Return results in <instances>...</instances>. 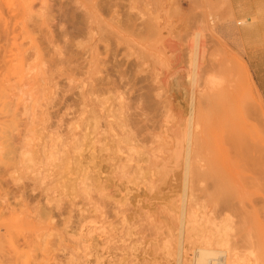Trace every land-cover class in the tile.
<instances>
[{
    "label": "rangeland",
    "instance_id": "1",
    "mask_svg": "<svg viewBox=\"0 0 264 264\" xmlns=\"http://www.w3.org/2000/svg\"><path fill=\"white\" fill-rule=\"evenodd\" d=\"M256 64L264 0H0V264H264Z\"/></svg>",
    "mask_w": 264,
    "mask_h": 264
},
{
    "label": "bare ground",
    "instance_id": "2",
    "mask_svg": "<svg viewBox=\"0 0 264 264\" xmlns=\"http://www.w3.org/2000/svg\"><path fill=\"white\" fill-rule=\"evenodd\" d=\"M13 70V69H12ZM17 73V72H16ZM19 73V72H18ZM4 79V78H3ZM1 81V80H0ZM10 89V88H9ZM11 110V109H9ZM4 150V149H3ZM2 151V150H1ZM44 155V154H43ZM50 155V154H49ZM66 161V160H65ZM35 165V163H34ZM33 165V166H34ZM25 167V166H24ZM58 170V169H57ZM70 175V174H69ZM63 177V176H62ZM58 178V177H57ZM64 178V177H63ZM61 188V187H60ZM27 217V216H25ZM104 218V217H103ZM20 219V218H19ZM95 229V228H94ZM249 231V230H248ZM204 232V231H203ZM130 235V234H129ZM208 235V234H207ZM218 236V235H217ZM222 237V235H221ZM85 238V237H84ZM223 238V237H222ZM206 240V239H205ZM218 240V239H217ZM222 241V239H221ZM199 242V241H198ZM197 242V243H198ZM202 242V241H200ZM207 242V241H206ZM217 242V241H216ZM215 242V243H216ZM223 242V241H222ZM204 243V242H203ZM4 244V243H3ZM199 245V244H198ZM222 245V244H221ZM8 246V245H7ZM202 247V246H201ZM204 247V246H203ZM218 247V246H217ZM254 247V246H253ZM223 248V247H222ZM228 248V247H227ZM226 248V249H227ZM221 249V248H220ZM225 249V248H224ZM230 249V247L228 248ZM232 249V248H231ZM7 251V250H6ZM230 251V250H229ZM229 251H218L211 249H202L197 254V259L195 260V264H221L222 262H227L234 260L232 264H240L241 258L237 254H232ZM44 252V251H43ZM42 253V252H41ZM46 254V253H45ZM8 255V254H7ZM6 256V255H5ZM2 259V258H1ZM19 259V258H18ZM254 259V258H253ZM255 260V259H254ZM230 263V262H229ZM72 264V263H71Z\"/></svg>",
    "mask_w": 264,
    "mask_h": 264
},
{
    "label": "crops",
    "instance_id": "3",
    "mask_svg": "<svg viewBox=\"0 0 264 264\" xmlns=\"http://www.w3.org/2000/svg\"><path fill=\"white\" fill-rule=\"evenodd\" d=\"M245 61L247 62V42L245 44ZM253 72H254V74H255V76L257 78L258 87H259L261 93L264 96V84H263V81L260 79V77L258 75L260 73V69L258 67V64H256L255 68L253 69Z\"/></svg>",
    "mask_w": 264,
    "mask_h": 264
},
{
    "label": "built area",
    "instance_id": "4",
    "mask_svg": "<svg viewBox=\"0 0 264 264\" xmlns=\"http://www.w3.org/2000/svg\"><path fill=\"white\" fill-rule=\"evenodd\" d=\"M221 264H224V263H221Z\"/></svg>",
    "mask_w": 264,
    "mask_h": 264
}]
</instances>
